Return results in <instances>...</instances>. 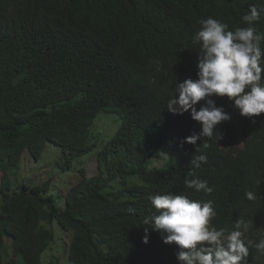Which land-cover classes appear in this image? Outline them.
Segmentation results:
<instances>
[{"label":"trees","instance_id":"trees-1","mask_svg":"<svg viewBox=\"0 0 264 264\" xmlns=\"http://www.w3.org/2000/svg\"><path fill=\"white\" fill-rule=\"evenodd\" d=\"M251 5L264 35V0H0V264H180L175 243L144 232L143 220L158 214L153 194L211 200L216 228L232 229L239 218L249 222L245 240L264 236V113L244 117L227 97L213 96L231 119L209 141L189 144L200 122L191 110L167 108L177 82L197 79L199 21L246 27ZM121 45L125 59H135L136 82ZM162 66L169 71L159 74ZM102 112L121 121L109 137L103 131L113 118ZM47 143L61 150L58 168L75 172L66 189L18 179L24 153ZM96 150L98 173L74 167ZM201 154L207 163L194 171L210 194L185 185ZM66 233L69 242H58ZM56 245L66 259L45 262ZM244 264H264V253L250 247Z\"/></svg>","mask_w":264,"mask_h":264},{"label":"clouds","instance_id":"clouds-1","mask_svg":"<svg viewBox=\"0 0 264 264\" xmlns=\"http://www.w3.org/2000/svg\"><path fill=\"white\" fill-rule=\"evenodd\" d=\"M261 15V11L251 5L242 16L247 26L234 30L212 17L199 21L200 28L192 38V43L200 46L197 79L177 82L174 95L167 102L171 113L182 115L191 110L192 119L201 124V131L186 137L183 142L196 144L204 137L209 141L216 135L217 125L231 119L222 106L216 105L213 96L227 97L241 116L255 117L264 113V48L261 47L264 35L256 27ZM118 51L125 59L122 45ZM126 62L130 70L129 81L136 82L135 59ZM168 71L162 66L159 74ZM201 101L204 103L197 110L196 105ZM208 141L203 143L205 148ZM201 163H207L206 155L192 157L193 170L188 171L185 185L210 194L213 187L194 171ZM245 197L255 200L256 193L247 191ZM149 200L158 214L143 220L148 226L144 232L159 233L164 243H175L178 246L175 255L180 264H244L252 246L264 253V236L258 241L244 239L249 222L238 218L232 229L216 228L212 221L217 213L211 200L202 202L188 195L172 193L153 194ZM143 242H148L147 235Z\"/></svg>","mask_w":264,"mask_h":264},{"label":"rangeland","instance_id":"rangeland-1","mask_svg":"<svg viewBox=\"0 0 264 264\" xmlns=\"http://www.w3.org/2000/svg\"><path fill=\"white\" fill-rule=\"evenodd\" d=\"M104 115L109 116L111 119L113 118L111 121V125H109V127L103 131V136L109 137V135H111L119 128L121 121L114 113L102 112L101 116ZM114 126L115 129L112 132L111 128ZM108 129L110 130L109 132ZM25 157H27L28 160H25ZM60 157L61 150L57 146L50 143H47L44 149L36 153L34 156L29 153V151L28 153H24L22 166L19 169V181L26 182L31 185H36L42 183L43 181L51 179L52 188L66 189V186L70 183V180L74 176L75 172H62L57 166V161L60 159ZM169 164H171V161L169 159L157 160V166H165ZM74 167H85L87 169V174L90 176L98 173L97 150L92 151L81 158L74 159ZM69 240V233H66L65 235L59 234L58 236V242L67 243L69 242ZM10 245L11 244L9 241H5V253L7 252V255L11 253ZM56 246L51 249L49 248L43 254V260L45 262L50 261V259L53 257H58L62 262L66 259L67 252L62 248H59V245Z\"/></svg>","mask_w":264,"mask_h":264}]
</instances>
